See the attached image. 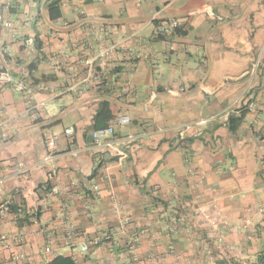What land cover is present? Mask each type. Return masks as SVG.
I'll return each mask as SVG.
<instances>
[{
  "label": "crops",
  "instance_id": "0c3cea01",
  "mask_svg": "<svg viewBox=\"0 0 264 264\" xmlns=\"http://www.w3.org/2000/svg\"><path fill=\"white\" fill-rule=\"evenodd\" d=\"M49 2L0 0V70L53 85L36 92L42 103L36 121L24 111L23 93L0 91L8 135L0 142V202L12 197L14 206L39 211L37 223L23 226L10 213L0 219V236L7 237L0 241V264H11L14 253L23 254L19 264H43L56 254L77 264L254 259L264 247V0H64L56 18L49 16ZM206 9L221 20L210 19ZM169 18L181 27L166 41L155 28ZM107 44L116 52L97 59ZM89 58L101 84L86 80L82 60ZM180 84L185 92L166 91ZM235 98L230 115H244L232 132L221 111ZM101 101L113 116L132 119L115 130L135 136L120 164L107 149L91 146ZM200 119L209 120L198 126L199 136L176 140L177 125ZM67 127L71 136L63 133ZM45 129L59 135L48 160ZM21 164L28 167L24 173H18ZM100 165L109 166L110 182ZM110 187L123 204L126 228L81 253L82 235L117 229ZM87 204L93 217L84 212ZM63 211L79 230L70 245L63 239ZM46 235L52 253L44 252ZM151 253L158 259H149Z\"/></svg>",
  "mask_w": 264,
  "mask_h": 264
},
{
  "label": "built area",
  "instance_id": "2783aa9c",
  "mask_svg": "<svg viewBox=\"0 0 264 264\" xmlns=\"http://www.w3.org/2000/svg\"><path fill=\"white\" fill-rule=\"evenodd\" d=\"M63 2L64 0H60ZM206 14L210 19L213 20H221V16L215 14L213 10L206 9ZM4 26H10V22H4ZM181 27V22L176 18H169L160 20L157 22L155 33L157 36H160L164 40H169V38L175 34V30ZM29 43L32 42V39L28 40ZM117 47L115 44H107L97 52L96 58L102 59L105 57H110L113 53H115ZM86 66V80L92 79L97 81L98 84L102 83L101 74L97 71L96 66L94 65V59H85L82 60ZM200 62L202 64L205 63V59H201ZM13 87L15 90L23 93L26 101L27 106L25 107V113L30 117V119L36 121L39 119V112L41 109V102L36 100V92L37 91H52L53 85L45 84L43 82L34 83L31 78L27 77H19L15 78L8 70H0V91ZM129 90L132 91L133 88L129 86ZM166 91L172 95H178L186 91V87L182 84L177 86H171L166 88ZM209 93L214 92V88H210L207 90ZM239 98V97H238ZM238 98L232 100L225 108L222 109L221 114L225 116V120L228 123L230 112L232 111L233 106L237 103ZM3 111L1 101H0V113ZM209 119H200L194 122H188L179 124L175 127L176 130V140L182 141L187 139L188 137L196 138L200 135L201 129L198 126L205 124ZM132 119L127 114H120L116 115L105 127L92 129L90 131V138H91V146L94 148H99L100 150H108L112 153L113 156L116 157L117 162L120 164L123 160L127 157V151L124 145L130 143L135 140L134 135H126V136H117L116 135V128L120 126H127L130 125ZM197 129L195 130L194 128ZM6 123L4 121H0V142L5 141L8 137L6 133ZM64 135L71 136L73 134V128L67 127L63 130ZM59 138V135L51 132L50 130H43L42 131V140L44 143V147L46 150V155L44 156V160H48L52 158L55 154L56 150V143ZM79 149L71 150L72 154H76ZM28 167L24 165H20L18 169V173H24ZM100 173L106 178L108 182L111 181V176L109 172V166L107 165H100L99 166ZM5 176L2 172H0V185L4 182ZM92 190L96 193L98 192V186L93 185ZM53 192H57V189L54 187L52 188ZM109 199L111 202V206L118 217V226L117 229H109L98 231L93 235H82L83 239L79 244V251L81 253H86L90 249L98 248L104 243L111 240L113 233L117 231L124 232L126 225L128 223V219L125 218L124 215V208L123 204L120 202L117 193L110 187L109 191ZM12 197L5 198L0 202V219L5 217L7 214H12L13 218L22 217L24 213V208L21 205H17L18 208L16 212H11V205L12 204ZM87 217H93V213L91 211V206L87 204L84 210ZM38 218H32L31 220L34 223H37ZM62 229H63V239L64 243L67 245L73 244L74 240L76 239L77 235L79 234V230L77 225L69 218L67 213L63 211V220H62ZM41 230V229H40ZM23 234V232H20ZM20 237V235H19ZM0 241L5 242L7 241V237L5 235L0 236ZM128 250L134 260H137V255L135 254V242L130 240L127 243ZM45 253H52L51 249V240L49 235L45 237V246H44ZM174 249L172 247L168 248V253H173ZM207 253L210 254V251ZM149 259H158L157 254L151 253L148 255ZM23 254L14 253L11 254L10 260L11 264H19L22 260ZM101 264H111L109 260H102Z\"/></svg>",
  "mask_w": 264,
  "mask_h": 264
},
{
  "label": "trees",
  "instance_id": "16d2710c",
  "mask_svg": "<svg viewBox=\"0 0 264 264\" xmlns=\"http://www.w3.org/2000/svg\"><path fill=\"white\" fill-rule=\"evenodd\" d=\"M59 4H61L60 0H50V2L48 3V11L50 18H56L60 16V12L58 9ZM179 30L180 28L176 29L175 33H178ZM29 71H31L30 66H29ZM243 115H244V111L240 114L239 117L236 118H234L232 115H229L227 125L230 131L234 132L237 129ZM114 117L115 116H113L110 110L109 103L107 101H101L99 104V108L93 117V129L105 127ZM17 209L18 208L16 206L11 205V212H16ZM38 217H39V211L37 209L30 213L25 210L22 217L14 218V220L16 221V224L18 226H23L29 224L32 221L31 220L32 218H38ZM43 264H77V262L75 258H73V256L71 255L56 254L50 260L46 261ZM203 264H210V263H203ZM214 264H264V247L259 251V253L255 256L254 259L249 258L247 260L246 259L243 260L240 258H236L234 256L223 255L222 257L218 258L214 262Z\"/></svg>",
  "mask_w": 264,
  "mask_h": 264
},
{
  "label": "rangeland",
  "instance_id": "374dc122",
  "mask_svg": "<svg viewBox=\"0 0 264 264\" xmlns=\"http://www.w3.org/2000/svg\"><path fill=\"white\" fill-rule=\"evenodd\" d=\"M247 260V259H246Z\"/></svg>",
  "mask_w": 264,
  "mask_h": 264
}]
</instances>
